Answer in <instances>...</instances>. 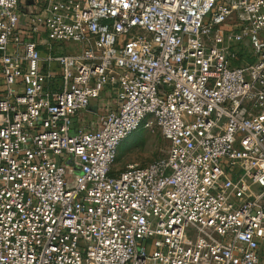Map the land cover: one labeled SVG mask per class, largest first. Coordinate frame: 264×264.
Instances as JSON below:
<instances>
[{"label": "built area", "instance_id": "2783aa9c", "mask_svg": "<svg viewBox=\"0 0 264 264\" xmlns=\"http://www.w3.org/2000/svg\"><path fill=\"white\" fill-rule=\"evenodd\" d=\"M141 127L166 155L113 173ZM263 245L264 0H0V264H264Z\"/></svg>", "mask_w": 264, "mask_h": 264}, {"label": "rangeland", "instance_id": "374dc122", "mask_svg": "<svg viewBox=\"0 0 264 264\" xmlns=\"http://www.w3.org/2000/svg\"><path fill=\"white\" fill-rule=\"evenodd\" d=\"M67 48L70 52L80 50L78 45L69 43ZM95 121L97 119L95 118ZM168 145L156 129L139 128L132 135L128 136L118 147L115 163L112 172L117 173L129 166H146L151 162L166 155ZM264 256V245L262 246Z\"/></svg>", "mask_w": 264, "mask_h": 264}, {"label": "crops", "instance_id": "0c3cea01", "mask_svg": "<svg viewBox=\"0 0 264 264\" xmlns=\"http://www.w3.org/2000/svg\"><path fill=\"white\" fill-rule=\"evenodd\" d=\"M114 107V100L108 93H103L101 97L90 103L88 109L84 112H80L75 117L76 128H92L95 127V118L107 110Z\"/></svg>", "mask_w": 264, "mask_h": 264}]
</instances>
